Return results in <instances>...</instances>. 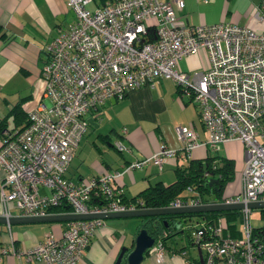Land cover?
Masks as SVG:
<instances>
[{
    "label": "built area",
    "instance_id": "built-area-1",
    "mask_svg": "<svg viewBox=\"0 0 264 264\" xmlns=\"http://www.w3.org/2000/svg\"><path fill=\"white\" fill-rule=\"evenodd\" d=\"M208 2L209 0H202ZM90 0H66L75 15L68 29L46 46L47 57L41 68L43 87L37 104L27 107L26 125L6 133L0 147V185L3 215L12 209L20 216H45L50 209L66 204L69 212L107 213L149 208L143 198L124 201L121 188L113 186L124 172L149 163L159 168L178 151L165 145L148 157L101 175L73 181L66 176L71 159L84 136L86 114L107 99H121L143 85H154L158 78L175 82L180 93L195 103L206 142L197 139L189 126L175 128L186 155L201 144L218 152L223 143L244 145V165L240 188L223 197L226 204L244 205L264 201V0L252 17L263 25L256 31L234 22L183 24L176 10L184 0H105L93 10ZM203 49L208 68L189 74L178 70L185 56ZM125 132V129H123ZM120 151L128 146L115 141ZM44 188L48 193H41ZM187 189L196 192L192 187ZM211 203L201 195L174 198L166 207L197 206ZM241 211V237L223 236V221L213 225L201 221L192 242L204 249L203 264H264V217L260 227L250 222L252 209ZM103 219L66 221L60 237L52 233L33 246L16 250L0 248L3 255L14 254L45 264H80ZM210 232L211 237L205 233ZM165 247L158 240L156 257L163 259ZM187 264H189L187 262Z\"/></svg>",
    "mask_w": 264,
    "mask_h": 264
},
{
    "label": "crops",
    "instance_id": "crops-1",
    "mask_svg": "<svg viewBox=\"0 0 264 264\" xmlns=\"http://www.w3.org/2000/svg\"><path fill=\"white\" fill-rule=\"evenodd\" d=\"M105 0H90V10ZM261 0H184L181 10H176L183 24H213L234 22L261 31L263 25L252 17ZM75 15L66 0H0V147L6 133L20 130L27 120V107L37 104L43 81L41 68L46 60V46L66 30ZM180 71L189 74L208 68L206 52L201 49L183 57L177 64ZM29 101L32 104L29 105ZM87 130L71 159L66 176L73 181L91 175H101L123 168L156 152L161 146L176 149L178 155L169 158L161 168L149 163L142 168L124 172L113 186L122 189L123 197L130 199L152 185L167 186L176 179L177 167H186L190 161H204L208 156H220L233 161L234 178L228 182L222 197L234 195L240 188L244 165V145L240 141L223 143L218 152L201 144L186 155L177 139L175 128L179 125L192 127L200 142H206L208 133L203 128L195 103L182 95L174 81L168 78L154 80V85H143L128 91L123 98L107 99L102 105L86 114ZM125 129V132H123ZM102 140V141H101ZM119 140L128 146L120 152L115 147ZM113 149L117 152L115 153ZM4 171L0 168V185ZM234 181V182H233ZM234 184V185H233ZM41 193H48L40 188ZM198 192L187 188L177 197L187 198ZM207 197V195H206ZM211 197V198H210ZM209 198L212 199L213 195ZM166 207V206H165ZM18 211L12 209V222L3 215L0 201V248L13 244L16 250H24L42 240L47 233L60 237L66 221L24 222ZM176 222V231L164 241L165 252L161 261L156 257V243L144 254L139 264H203L204 249L192 242L201 221ZM144 217L104 219L91 243L85 250L80 264H115L124 250L121 264L135 247L139 231L144 228ZM0 264H45L41 260H28L14 254L3 255Z\"/></svg>",
    "mask_w": 264,
    "mask_h": 264
},
{
    "label": "trees",
    "instance_id": "trees-1",
    "mask_svg": "<svg viewBox=\"0 0 264 264\" xmlns=\"http://www.w3.org/2000/svg\"><path fill=\"white\" fill-rule=\"evenodd\" d=\"M233 169L232 160L218 155L208 156L204 161L192 160L186 167H177L176 179L172 184L164 186L158 183L157 185L149 186L138 196L130 199L123 197V200L132 201L141 197L145 200L146 206L149 208L165 207L172 199L190 186L198 192L205 201L218 202L223 198L222 191L225 185L234 178ZM209 179H214L216 181L210 184L208 181ZM212 195L213 198L210 199L209 196ZM50 210L55 213L69 212L71 207L66 204H61ZM259 210L262 213V217H264V209ZM193 218L205 221L210 225L215 224L218 219H221L223 221V236L238 238L242 235L241 230L238 228V222L241 220V211L239 209L149 216L144 217L142 227L146 228L152 237L156 240H160L164 245V241L168 236L177 233L176 222H185L186 219L191 220ZM205 235L206 237L212 236L210 232H206Z\"/></svg>",
    "mask_w": 264,
    "mask_h": 264
},
{
    "label": "water",
    "instance_id": "water-1",
    "mask_svg": "<svg viewBox=\"0 0 264 264\" xmlns=\"http://www.w3.org/2000/svg\"><path fill=\"white\" fill-rule=\"evenodd\" d=\"M91 122L90 119H87ZM210 184L214 183L216 180L209 179ZM250 209H264V201L250 202L246 205L243 203L238 204H226L222 202H211L207 204L197 205V206H183L179 208L175 207H158V208H146L137 209L132 211L123 212H107V213H52L45 216H21L20 221L24 222H55V221H70V220H80V219H112V218H126V217H149L156 215H167V214H191V213H203L212 211H225L231 209H242L244 207ZM12 218L8 219V222H12ZM154 237H152L146 228H142L135 240L134 249L128 254L126 261L127 264H139L144 254L149 248L154 244ZM124 255V250L121 251L117 257L115 264H121Z\"/></svg>",
    "mask_w": 264,
    "mask_h": 264
},
{
    "label": "rangeland",
    "instance_id": "rangeland-1",
    "mask_svg": "<svg viewBox=\"0 0 264 264\" xmlns=\"http://www.w3.org/2000/svg\"><path fill=\"white\" fill-rule=\"evenodd\" d=\"M32 104V102L29 101V105ZM102 141V140H101ZM113 151L117 153L114 149ZM234 182V181H233ZM234 185V184H233ZM210 197V196H209ZM211 198V197H210ZM250 222L253 227H260L263 224L262 220V213L259 209H252L250 212ZM186 223H190L191 226L195 223L194 220H187ZM238 228L242 230V223L241 221L238 222Z\"/></svg>",
    "mask_w": 264,
    "mask_h": 264
}]
</instances>
